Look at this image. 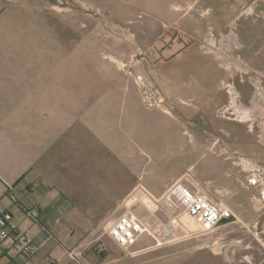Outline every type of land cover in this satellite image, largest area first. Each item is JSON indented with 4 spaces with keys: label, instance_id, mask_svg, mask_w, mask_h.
Returning a JSON list of instances; mask_svg holds the SVG:
<instances>
[{
    "label": "rangeland",
    "instance_id": "374dc122",
    "mask_svg": "<svg viewBox=\"0 0 264 264\" xmlns=\"http://www.w3.org/2000/svg\"><path fill=\"white\" fill-rule=\"evenodd\" d=\"M172 4L169 0L7 1L4 31L0 30V155L13 157L20 141L40 154L36 166L41 175L70 195L89 217L87 233L92 236H107L105 226L124 212L119 204L140 183L160 195L180 181L215 198L211 159L221 172H234L228 181L235 192L219 199L232 206L249 195L252 203L255 193L256 202L264 201V180L257 171L258 165L264 166V64L250 65L239 43L231 50L222 41L213 51L203 49L228 72L220 87L228 96L225 107L230 108L217 113L228 121L226 127L202 125L196 131L203 176L196 168H179L198 150L194 131L184 135L178 122L150 112L155 107L166 115L169 110L177 118L171 84L176 90L178 82L175 76L170 82L167 78L168 70L177 71V64L162 65L167 51L149 48L151 42L159 46L166 42L165 32L177 31V23L168 21ZM38 60L41 64L35 66ZM35 69L66 80L62 85L69 86V96L73 95L68 100L73 99V119L104 115L105 122L90 121L88 127L75 123L57 136L59 115L51 112V104L57 99L65 102V92L44 98L15 95L27 85L22 76ZM192 82L195 87L200 84ZM24 101H38L41 113L9 114L10 109H27L19 106ZM232 104H238L248 118L241 119ZM10 160L15 166L22 164L16 156ZM210 172L213 177H204ZM249 176L257 183H250L248 190L241 181L247 184ZM258 228L233 221L215 232L136 255L120 247L116 251L122 257L119 264H264V233Z\"/></svg>",
    "mask_w": 264,
    "mask_h": 264
},
{
    "label": "crops",
    "instance_id": "0c3cea01",
    "mask_svg": "<svg viewBox=\"0 0 264 264\" xmlns=\"http://www.w3.org/2000/svg\"><path fill=\"white\" fill-rule=\"evenodd\" d=\"M7 1L0 0V30L2 32L7 16ZM169 2L173 3V7H170L168 21L177 23L178 29L172 33L165 32V36L168 37V39L165 38L166 42L162 41L160 46L151 42L149 48H160L167 51L168 57L162 58V65L165 63L172 65L173 62L177 64V71L172 74V70H168L167 78L170 82L171 76H175L178 82L176 90L171 84L173 87L171 94H173V98H176L178 113L177 118L174 117L173 111L167 113L165 111L167 106L164 107L166 115L155 107L150 112L158 111L159 117H168L173 122H178L182 125L184 135L186 130L194 131L195 143L198 147L201 146V138H197L196 131L202 129V125L222 129L224 124L225 127L228 124V121L220 120L217 116L219 109L227 105L228 96L220 87V82L228 77V72L219 66L213 55L203 51L200 45L201 40L210 30H213L217 36H222L223 45L228 46L230 50L238 47L236 44L239 43L250 65H263L264 0H169ZM176 6L177 8H175ZM173 51H177L176 56L173 55ZM261 60L263 62L260 64ZM53 62L58 64V61ZM38 63L41 64V61L38 60L37 63L35 61L34 65L36 66ZM40 73L35 69L32 75L24 74L22 77L27 85L22 86L15 92V95L44 98L52 97L49 93L61 95L65 92L67 96L65 102H60L57 99L51 104L53 107L51 112L59 115L58 120L61 127L57 136L59 132L71 130L75 123H81L82 126L88 127L90 121L105 122L104 115L91 116L85 120L82 117L73 119L71 116L73 99L71 102L68 101L73 95L69 96V86L62 85L66 80L53 79ZM192 80H199L200 84L195 87ZM209 81L211 84L208 83ZM231 88L234 89V86ZM131 93L134 99L137 98L134 92L131 91ZM111 95L114 96V93ZM19 106L27 109L22 111L10 109L9 114L30 112L36 115L41 113L38 109L40 106L38 101H24ZM232 106L235 108L236 105L232 104ZM12 108H16V106ZM202 117L205 119L202 120ZM200 150L198 147V150L191 154V161L181 163L179 168L190 169L193 167L197 169L198 176H203L201 163L203 157ZM13 155L22 164L15 166L10 160L14 156L0 155V208L13 209L10 225L28 237L45 240L37 255L18 264H119L122 259L116 251L119 246L108 236L88 234L87 231L91 225L89 217L80 212L79 206L70 195L65 194L60 188L51 185L46 178H43L36 166L41 158L40 154L35 153L33 149L27 150L24 143L20 141L19 152L13 153ZM208 163L210 171H215L216 179L211 180L215 184L213 195L215 199L225 193L233 194L234 186L228 181V177H231L234 172H221L220 169L214 167L217 163H213L212 159ZM212 172L209 175L205 174L204 177H213ZM248 178V185L245 181H241V184L244 189L249 190L251 189L249 184L257 182L253 176ZM160 189L158 187L156 190L158 194L161 193ZM13 194L27 203L39 200L42 205L40 217L34 220L27 215L23 208H17L13 204ZM252 195H254L252 203H249V195H247L232 207L244 223H247L249 227L258 228L260 226L264 233V201L260 199V202H256L257 195L255 193ZM56 214H62L63 218L61 223L53 227ZM50 227L53 229L51 234ZM71 228L75 229L74 232L70 231ZM260 229L258 228L259 231ZM103 244L106 246L107 254L99 251ZM20 250L19 240L12 242L2 239L0 236V264L15 263Z\"/></svg>",
    "mask_w": 264,
    "mask_h": 264
},
{
    "label": "built area",
    "instance_id": "2783aa9c",
    "mask_svg": "<svg viewBox=\"0 0 264 264\" xmlns=\"http://www.w3.org/2000/svg\"><path fill=\"white\" fill-rule=\"evenodd\" d=\"M216 36L213 30L209 31L201 44L204 51H213L219 42H223L222 37ZM228 86L231 88V84ZM230 94L232 96L231 91ZM236 98L238 100V97ZM229 110V107H224V112ZM257 171L258 177L264 180V166L258 165ZM13 200V204L17 208H23L29 217L34 220L40 217L42 205L39 200L27 203L16 197V194H13ZM119 206L125 208L124 212L105 226L104 234L130 255L215 232L229 222L244 223L224 199L212 198L207 193L195 190L180 181L173 183L160 195L140 183ZM12 218L13 209L0 208L1 238L12 242L19 240L21 243V250L13 263L18 264L37 255L45 240H36L20 232L10 225ZM62 218V214H56L53 227L61 223ZM74 230V228L70 229L71 232ZM49 231L51 234L53 229L50 227ZM141 243L145 246L136 248ZM105 250L106 246L101 245L99 251Z\"/></svg>",
    "mask_w": 264,
    "mask_h": 264
},
{
    "label": "bare ground",
    "instance_id": "6f19581e",
    "mask_svg": "<svg viewBox=\"0 0 264 264\" xmlns=\"http://www.w3.org/2000/svg\"><path fill=\"white\" fill-rule=\"evenodd\" d=\"M236 106H235V109H236V112H237V114L240 116V118L241 119H244V120H246L247 118H248V115H246L245 113L246 112H244L242 109H239V106H238V104H235ZM264 110V109H263ZM169 113H170V111L169 110H167ZM250 116V115H249ZM193 225L195 226L196 224H195V222L193 223Z\"/></svg>",
    "mask_w": 264,
    "mask_h": 264
},
{
    "label": "water",
    "instance_id": "95a60500",
    "mask_svg": "<svg viewBox=\"0 0 264 264\" xmlns=\"http://www.w3.org/2000/svg\"><path fill=\"white\" fill-rule=\"evenodd\" d=\"M261 191H262V193H263V195H264V189H262Z\"/></svg>",
    "mask_w": 264,
    "mask_h": 264
}]
</instances>
